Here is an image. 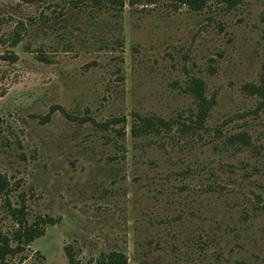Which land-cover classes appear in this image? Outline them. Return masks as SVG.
I'll list each match as a JSON object with an SVG mask.
<instances>
[{
    "label": "rangeland",
    "instance_id": "374dc122",
    "mask_svg": "<svg viewBox=\"0 0 264 264\" xmlns=\"http://www.w3.org/2000/svg\"><path fill=\"white\" fill-rule=\"evenodd\" d=\"M0 174V264H264V0H0Z\"/></svg>",
    "mask_w": 264,
    "mask_h": 264
},
{
    "label": "trees",
    "instance_id": "16d2710c",
    "mask_svg": "<svg viewBox=\"0 0 264 264\" xmlns=\"http://www.w3.org/2000/svg\"><path fill=\"white\" fill-rule=\"evenodd\" d=\"M186 3L195 10H200L203 8L206 0H176ZM15 41H18V34L15 36ZM190 92L195 96L196 100V110L195 115V124L197 127L203 126L207 117L209 116L210 110L215 105L214 98H207L205 95V84L200 78L193 77L190 80L189 84ZM50 118V116H48ZM168 128L170 123L163 118L158 116H144L141 118L139 124L134 125L132 130L133 134L137 135L140 131H158L161 127ZM231 141L233 142H242L244 144L250 143V136L245 133H237L232 136ZM7 186V180L4 176L0 174V191L5 190ZM44 233V229L35 228L34 225L28 226L25 225L20 229L16 230L13 236L3 232L0 229V262L4 261L7 256L15 255L20 251H23L25 247L34 239ZM70 247H66L67 253L69 254V264H74L73 262V253L70 251ZM127 262V257L118 252H111L107 259L100 262V264H125Z\"/></svg>",
    "mask_w": 264,
    "mask_h": 264
}]
</instances>
